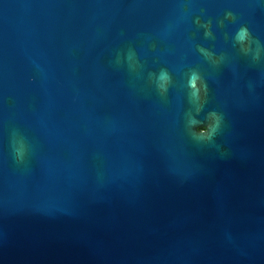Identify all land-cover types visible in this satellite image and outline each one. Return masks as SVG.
<instances>
[{
    "label": "water",
    "instance_id": "water-1",
    "mask_svg": "<svg viewBox=\"0 0 264 264\" xmlns=\"http://www.w3.org/2000/svg\"><path fill=\"white\" fill-rule=\"evenodd\" d=\"M0 264H264V0H0Z\"/></svg>",
    "mask_w": 264,
    "mask_h": 264
},
{
    "label": "clouds",
    "instance_id": "clouds-1",
    "mask_svg": "<svg viewBox=\"0 0 264 264\" xmlns=\"http://www.w3.org/2000/svg\"><path fill=\"white\" fill-rule=\"evenodd\" d=\"M227 19H233V13L227 12L225 14ZM197 23H200L199 19H197ZM223 23V21H221ZM206 31L205 36L210 37L212 33L210 31V22L202 25ZM235 43L239 45L240 50L244 54L252 53L253 60H259L261 54V44L258 40H255L249 31L247 26H241L237 29L233 37ZM253 45L255 48L253 49ZM199 51L203 54V56L210 60L212 63H219L222 57H217L213 52L207 50L203 47L199 48ZM128 61L130 62V67H134L135 63V53L129 50ZM119 62V60H118ZM171 84V75L166 69H161L159 74L156 75V87L164 94L168 90V86ZM187 88L189 90V101L194 107V111L196 115H193L191 111H189L186 121V128L189 135L198 143L211 144L214 142V138L219 133L221 129V125L223 122V115L215 110H211L207 112L203 121L199 120L197 117L203 111L204 104L206 102V97L208 93V85L201 74L192 70L188 76L187 80ZM13 153L17 162H23L26 152L27 146L23 138H16L13 140L12 144Z\"/></svg>",
    "mask_w": 264,
    "mask_h": 264
}]
</instances>
